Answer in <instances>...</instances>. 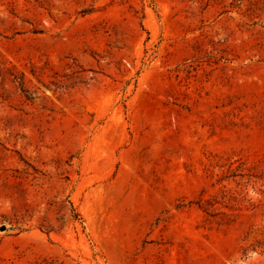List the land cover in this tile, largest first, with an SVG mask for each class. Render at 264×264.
Listing matches in <instances>:
<instances>
[{"label": "rangeland", "instance_id": "rangeland-1", "mask_svg": "<svg viewBox=\"0 0 264 264\" xmlns=\"http://www.w3.org/2000/svg\"><path fill=\"white\" fill-rule=\"evenodd\" d=\"M0 264H264V0H0Z\"/></svg>", "mask_w": 264, "mask_h": 264}]
</instances>
